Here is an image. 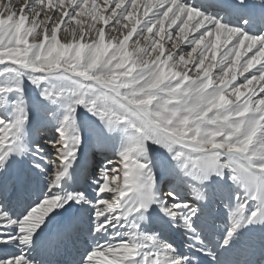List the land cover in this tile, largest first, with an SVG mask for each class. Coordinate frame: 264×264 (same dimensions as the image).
Segmentation results:
<instances>
[{"label":"snow or ice","instance_id":"1","mask_svg":"<svg viewBox=\"0 0 264 264\" xmlns=\"http://www.w3.org/2000/svg\"><path fill=\"white\" fill-rule=\"evenodd\" d=\"M69 242L264 264V0H0V264Z\"/></svg>","mask_w":264,"mask_h":264},{"label":"bare ground","instance_id":"2","mask_svg":"<svg viewBox=\"0 0 264 264\" xmlns=\"http://www.w3.org/2000/svg\"><path fill=\"white\" fill-rule=\"evenodd\" d=\"M246 242H248V238H245V241L244 242H242V246L244 245V243H246ZM256 242V241H255ZM71 244H72V246H73V243L72 242H70ZM74 248V247H73ZM63 256V255H62Z\"/></svg>","mask_w":264,"mask_h":264},{"label":"rangeland","instance_id":"3","mask_svg":"<svg viewBox=\"0 0 264 264\" xmlns=\"http://www.w3.org/2000/svg\"><path fill=\"white\" fill-rule=\"evenodd\" d=\"M71 244V243H70ZM72 245V244H71ZM73 248V247H72ZM73 250L75 251V248H73Z\"/></svg>","mask_w":264,"mask_h":264}]
</instances>
